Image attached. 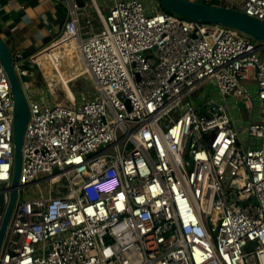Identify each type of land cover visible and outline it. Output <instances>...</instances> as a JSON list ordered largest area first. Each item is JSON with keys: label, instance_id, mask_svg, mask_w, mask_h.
I'll list each match as a JSON object with an SVG mask.
<instances>
[{"label": "built area", "instance_id": "1", "mask_svg": "<svg viewBox=\"0 0 264 264\" xmlns=\"http://www.w3.org/2000/svg\"><path fill=\"white\" fill-rule=\"evenodd\" d=\"M196 1L264 22V0ZM63 3L60 34L13 61L29 121L0 264H264V113L244 141L230 114H204L195 100L212 88L251 100L253 79L264 111V42L165 13L157 0H110L107 14L95 5L101 26L87 20L84 36L86 14ZM71 42L84 72L52 78L38 56L60 74L69 63L53 52ZM82 75L91 85L77 89ZM59 84L73 106L48 97ZM14 172V100L0 60V225Z\"/></svg>", "mask_w": 264, "mask_h": 264}, {"label": "crops", "instance_id": "2", "mask_svg": "<svg viewBox=\"0 0 264 264\" xmlns=\"http://www.w3.org/2000/svg\"><path fill=\"white\" fill-rule=\"evenodd\" d=\"M75 1L78 2V0ZM82 1L84 2V6H78L82 9V13L86 14L81 20V26L83 28V35L87 36L91 33L90 30L85 27L87 20L91 21L93 30H98L101 26V22L95 10V5L99 6L102 13H104L102 9L107 10L108 13L110 0H98V2L96 0ZM2 6V9H0V35L6 41L14 57L19 54L24 57H30L44 49L60 34L66 19V7L63 0H3ZM71 50V44L66 43L53 52L56 58L59 57V53H64L63 60L66 59L69 63L67 67L63 65L62 61L60 67V72L65 80L75 78L82 73L81 65L83 64L73 56ZM37 59L48 75L52 78H59L60 75L58 76L56 72L53 71L52 66L47 64V54H41ZM40 79H42L41 75ZM248 88L251 100L235 99L234 97L223 98L214 88H212V92L207 95L209 99L213 100L212 103L216 106V111L225 110L231 115L236 129L242 133L244 141H248V137L245 133L243 134L244 130H239L237 127L239 118L243 116L239 110V103L243 102L244 104L245 101H248L247 103L250 107L249 113L245 115L247 120L245 122H243V119L242 122L241 120L239 121L244 127L261 121L264 113V111L260 109V102L257 100L255 80L252 79L248 82ZM52 96L53 94L48 95L53 101ZM216 111L211 110V112ZM204 114H206V112H204ZM250 143L253 144L254 141L251 139Z\"/></svg>", "mask_w": 264, "mask_h": 264}, {"label": "water", "instance_id": "3", "mask_svg": "<svg viewBox=\"0 0 264 264\" xmlns=\"http://www.w3.org/2000/svg\"><path fill=\"white\" fill-rule=\"evenodd\" d=\"M163 8H168L175 14L205 23L219 24L241 30L257 40L264 42V22L250 17L245 13L217 5H210L196 0H157ZM79 6H84L82 0H78ZM0 60L5 68L11 83V89L14 100V144H15V172L10 189V200L4 213L0 225V253L5 241L6 232L14 210L18 195V181L21 170L22 145L25 137L27 124L29 121V109L25 99V94L19 77L14 68V56L11 53L6 41L0 35ZM22 80L30 81V77H21ZM3 198L0 197V204ZM0 209V213H1Z\"/></svg>", "mask_w": 264, "mask_h": 264}, {"label": "rangeland", "instance_id": "4", "mask_svg": "<svg viewBox=\"0 0 264 264\" xmlns=\"http://www.w3.org/2000/svg\"><path fill=\"white\" fill-rule=\"evenodd\" d=\"M109 1V0H108ZM202 1V0H200ZM0 2L3 3V0H0ZM104 13L106 14L107 13V10H103ZM75 54H78V52L75 50ZM78 58H80V56L78 55ZM47 64L48 65H51L50 63V59L48 58L47 60ZM84 65H81V71L84 72ZM60 80L62 81H66L64 79V77L62 76L61 72L60 74L56 73ZM76 78V77H75ZM74 79V78H72ZM88 79H90L89 77H87L86 75H82L81 77L75 79L72 83H73V86L77 89H79L80 87L81 88H89V85H91L89 82H88ZM69 80V79H67ZM41 82L43 83L42 80H37L36 82H33V87L35 89H37L38 87L41 88ZM73 90V89H72ZM210 92H212V90H210L209 92H205L204 90H199L197 93H196V100L199 101V105L202 107L203 111L204 112H207V111H211V110H214L216 111V106L211 103V102H208V97L207 96H203V94H209ZM52 99L55 103L57 104H62V105H66V106H73L74 103L71 101L70 97H69V93L67 92V89L61 84H59L57 86V88L55 89V92L52 96ZM236 109H237V106H236ZM239 110L241 111V113L243 114L242 118H239L238 122H237V127L239 130H244V132L247 131V126H243V124L239 123V121L241 120L242 122V119H243V122H245L247 120V117L245 116L247 113H249L250 111V107L247 103V101L244 102H240L239 103ZM244 128H243V127ZM246 129V130H245ZM21 198L25 199V194L24 192H21ZM8 238H9V234H7V237L4 241V244H3V248H2V253L4 252V250L6 249V245H7V241H8Z\"/></svg>", "mask_w": 264, "mask_h": 264}, {"label": "bare ground", "instance_id": "5", "mask_svg": "<svg viewBox=\"0 0 264 264\" xmlns=\"http://www.w3.org/2000/svg\"><path fill=\"white\" fill-rule=\"evenodd\" d=\"M70 44H71V48H72L71 51H72L73 56H74L77 60H80V61L82 62V64L84 65V62H83L82 58H81V57L78 58V54H75V50H77V49H76V43H75V42H71ZM84 69H85V65H84Z\"/></svg>", "mask_w": 264, "mask_h": 264}, {"label": "trees", "instance_id": "6", "mask_svg": "<svg viewBox=\"0 0 264 264\" xmlns=\"http://www.w3.org/2000/svg\"><path fill=\"white\" fill-rule=\"evenodd\" d=\"M161 7H162V6H161ZM162 10H163L165 13L172 14V15H177V14H175L173 11H171V10L168 9V8H163V7H162Z\"/></svg>", "mask_w": 264, "mask_h": 264}]
</instances>
